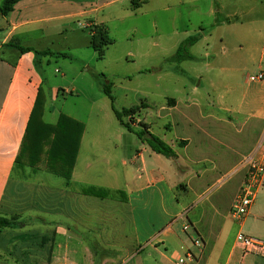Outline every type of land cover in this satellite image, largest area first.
<instances>
[{
	"label": "crops",
	"instance_id": "1",
	"mask_svg": "<svg viewBox=\"0 0 264 264\" xmlns=\"http://www.w3.org/2000/svg\"><path fill=\"white\" fill-rule=\"evenodd\" d=\"M131 1L20 0L8 16L0 14V217L11 222L0 229V264H111L109 258L95 255L101 249L102 254L109 251L108 245L97 239L105 233L90 227L89 212L94 211V198L106 201L113 197L109 192L114 191L118 193L117 202H123L129 210L134 238L129 259L134 264H177L188 251L194 260L187 264H264V253L247 254L236 243L240 233L264 241V187L258 191L249 214L236 221L230 211L247 169L244 167L243 174L233 183L220 182L215 186L217 176L209 180L211 174L239 164L232 150L234 118L247 126L242 131L246 141L250 139L249 131L253 132L251 140L264 131V81L249 79L264 74V0H229L225 27L239 37L240 71H229L228 91L221 99L211 97L213 86L206 89L200 80L198 84L183 86L182 97L163 109L173 117L166 128L179 129L174 138L162 139L173 148L176 157L166 158L141 143L143 152L134 151L129 160L121 161L127 193L114 187L120 176L110 168V159L109 163L104 161L109 165L107 173L112 185L100 187L89 181L90 173L100 171L101 166L94 159L97 140L91 143L95 148L89 154L83 150L85 129L70 179L50 171L43 153L33 166L29 148L23 149L40 96L43 122L54 126L59 117L46 121L47 99L42 91L39 55L34 51L22 53L8 44H20L18 37L24 31L41 25H66L80 18L104 24L103 14L118 4L126 14L144 10L155 0H139L134 8ZM3 2L0 0V6ZM201 31L204 34L202 38L197 35V43L208 38L206 29L201 27ZM148 108L146 105L144 109ZM181 142L187 144L181 146ZM113 144L117 146L116 142ZM244 144L236 157L248 153V144ZM220 149L223 156L215 154ZM209 152L214 153L208 161ZM260 158L264 162V152ZM193 174L196 180L191 185L187 180ZM200 182L207 183L199 188L197 202L206 201L208 208L203 212L192 208L190 216L194 203H183L177 189L186 185L183 191L189 195L195 190V183ZM90 190L105 197L90 194ZM181 222L182 228H175ZM184 226H189L187 232ZM190 226L195 235L188 233Z\"/></svg>",
	"mask_w": 264,
	"mask_h": 264
},
{
	"label": "rangeland",
	"instance_id": "2",
	"mask_svg": "<svg viewBox=\"0 0 264 264\" xmlns=\"http://www.w3.org/2000/svg\"><path fill=\"white\" fill-rule=\"evenodd\" d=\"M229 2L155 0L144 10L126 14L118 4L113 10L103 14L104 24L80 18L66 25L59 22L41 25L24 31L26 33L18 37L22 47L30 46L35 51L49 49L54 52L53 56H38V68L43 77L42 91L47 99L46 121L65 115L84 125L83 150L86 154L94 150L95 147L90 145L97 140L94 159L102 167L103 173L101 167L100 171L91 172V183L100 187L112 185L107 173L110 159V168L120 176L117 184L111 181L114 187L118 186L127 193L125 179L121 177L124 171L121 161L129 160V155L139 149L143 152L144 148L142 140L124 128L116 118L112 102L103 92V83L112 85L114 107L118 112L148 105V109L142 108L140 115L136 114L132 119L126 117L124 120L136 131L141 129L142 124L148 123L150 132L160 139H172L174 135H179V129L171 131L166 128L173 117L163 109L174 105L182 97L184 85H195L200 80L206 89L213 86L209 92L211 97H225L230 81L227 74L241 69L239 37L225 27ZM139 4V0L131 1L133 8ZM201 27L208 32V38L191 47L190 52L195 60L184 61L182 65L167 62L175 54L179 43L189 36L200 35L202 38L204 32ZM99 32L106 40H111L105 56L100 60L91 48V37ZM204 55L208 56L206 60ZM53 89L57 91L56 94H53ZM245 127L247 126L241 120L233 119V158H237L239 164L236 168L211 174L209 180L214 176L218 178L214 182L215 186L220 182H235L243 174L244 167L248 172L254 160L262 161L260 157L264 152V131L255 140H251L253 132L249 131L250 139L246 141V133H242ZM114 142L117 146H114ZM244 143L248 144V153L241 158L236 157L235 154L237 151L241 152L242 145L245 148ZM213 153L207 154L208 161ZM215 154L223 156L221 149ZM194 180L193 174L187 183L192 185ZM206 183H195L196 188L189 195L183 191L186 185L177 189L178 197L183 203H194L190 207V216L192 208L195 211L201 209L202 212L208 208L206 201L197 202L199 188ZM109 193L113 197L106 201L95 198L91 201L94 203V211L89 212L90 227L105 233L106 236L97 239L108 245L109 251L102 254L101 249L95 255H99L101 259L109 258L111 264H134L129 259L134 244L129 210L123 202H117L116 191ZM182 225L183 222L175 228L181 229ZM188 233L195 235L191 226Z\"/></svg>",
	"mask_w": 264,
	"mask_h": 264
},
{
	"label": "trees",
	"instance_id": "3",
	"mask_svg": "<svg viewBox=\"0 0 264 264\" xmlns=\"http://www.w3.org/2000/svg\"><path fill=\"white\" fill-rule=\"evenodd\" d=\"M19 1L20 0H4L2 6H0V14L2 16H8L14 10V6ZM105 36L108 37L107 33H105ZM197 42V36L188 37L179 45L175 54L167 59V62L179 65L187 60H195V56L191 54L190 49ZM110 44L111 40H106L101 32H99L98 35L91 37V48L97 53L99 60L105 56V50ZM8 46H12L22 53L34 51L37 55H54V52L49 49L40 52L35 51V49L31 47H22L13 42H10ZM102 86L104 94L112 102V109L116 118L124 128L131 133H135L138 138L142 140L143 143L148 144V146L155 153L163 155L166 158L176 157V153L173 148L159 137L153 135L147 124H142L141 129L136 131L133 129L131 124L124 120L126 117L132 119L136 114L138 115L142 108L146 107L145 105L135 106L130 109H124L122 112H118L114 107V98L111 91L112 85L110 83H103ZM43 110V99L40 96L30 118L23 149L29 148L31 156L30 159L33 166L36 165L39 155L43 153L47 157V167L50 171L66 179H70L78 154L80 140L84 132V125L65 115L59 116V120L56 125H48L42 120ZM186 144L187 142L180 143L181 146ZM17 160L19 162L20 157H18ZM90 194L98 197H105L104 194L91 190ZM10 225L11 222L9 220L0 217V229Z\"/></svg>",
	"mask_w": 264,
	"mask_h": 264
},
{
	"label": "built area",
	"instance_id": "4",
	"mask_svg": "<svg viewBox=\"0 0 264 264\" xmlns=\"http://www.w3.org/2000/svg\"><path fill=\"white\" fill-rule=\"evenodd\" d=\"M252 82L264 81V74H258L249 78ZM264 162L254 160L247 172L245 181L240 189L237 200L231 208V217L236 221L243 220L250 211L256 195L264 187ZM189 226H184L187 231ZM237 245L245 252L250 254L264 253V241L240 233L236 237ZM194 260V255L188 251L185 256L179 259L177 264H187L188 261Z\"/></svg>",
	"mask_w": 264,
	"mask_h": 264
}]
</instances>
